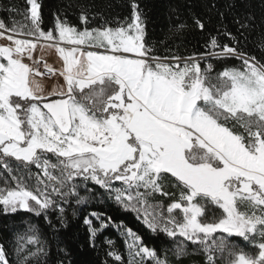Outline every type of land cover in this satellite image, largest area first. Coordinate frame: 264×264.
Masks as SVG:
<instances>
[{
    "label": "snow or ice",
    "instance_id": "6c2138e0",
    "mask_svg": "<svg viewBox=\"0 0 264 264\" xmlns=\"http://www.w3.org/2000/svg\"><path fill=\"white\" fill-rule=\"evenodd\" d=\"M27 4L23 23L0 21V38L9 42L0 44V165L10 177L0 187L4 211L39 216L58 207L57 198L78 197L77 179L90 180L115 193L151 231L182 238L177 257L191 242L206 264H264V63L214 37L212 51L199 57L153 56L136 4L131 20L116 27L80 29L57 16L47 31L40 4ZM80 20L87 24L83 13ZM45 45L58 54L59 69L33 59ZM210 58L241 65L213 77V64L200 63ZM38 76L62 83L46 92ZM166 174L178 194L165 191ZM157 194L172 202L165 208ZM91 215L100 229L108 226ZM85 224L94 239L100 229L87 217ZM29 233L16 241L17 264H40L44 255L39 236ZM123 234L129 264H169L131 229ZM108 255L121 260L115 251ZM0 264H9L2 245Z\"/></svg>",
    "mask_w": 264,
    "mask_h": 264
},
{
    "label": "trees",
    "instance_id": "16d2710c",
    "mask_svg": "<svg viewBox=\"0 0 264 264\" xmlns=\"http://www.w3.org/2000/svg\"><path fill=\"white\" fill-rule=\"evenodd\" d=\"M37 3L41 6L44 31L54 28L57 16L80 29L97 28L106 22L108 26L116 27L117 21L131 20L132 5L136 4L143 21L146 46L152 49L153 56H200L212 51L208 45L214 37L220 46L237 48L264 63V0H37ZM28 9L27 0H0V21L9 27L13 21L23 23V13ZM82 13L87 17L86 25L80 20ZM196 20L203 24L202 29ZM181 24L185 27L177 31ZM207 61L213 64V73L241 65L236 58H210ZM9 161L11 167L17 166L14 159L9 158ZM5 178L10 180L0 165V183ZM75 183L78 197H70L66 202L57 198L58 207L49 208L39 216L22 209L5 212L0 206V245L7 253L9 264H17L16 241L30 234L29 229L39 236L44 248L40 264H129L123 234L127 229L141 237L143 246L154 249L161 257L167 254L169 264H206L204 254L191 242H186V253L177 257L174 249L182 238L172 239L163 232L151 231L142 222V217L138 218L135 212L118 203L113 193L90 180L77 179ZM161 183L165 191L178 194L179 190L172 187L176 181L170 174H166ZM116 185L121 187L119 182L113 186ZM79 197H84L83 202H76ZM155 199L165 206L172 202L159 194ZM92 213L98 214L108 226L100 229V220ZM86 217L93 227L100 229L94 239L89 225L85 224ZM232 243L252 251L241 238L233 237ZM109 251H115L121 260L109 256ZM144 264L151 262L146 260ZM219 264H225V261H219Z\"/></svg>",
    "mask_w": 264,
    "mask_h": 264
},
{
    "label": "rangeland",
    "instance_id": "374dc122",
    "mask_svg": "<svg viewBox=\"0 0 264 264\" xmlns=\"http://www.w3.org/2000/svg\"><path fill=\"white\" fill-rule=\"evenodd\" d=\"M30 5H29V9H30ZM9 43L6 39L0 38V44H7ZM92 50V49H90ZM100 52L104 53V49H99ZM219 51V50H216ZM129 55H133V54H129ZM199 57V56H196ZM33 59H38L41 62V66L43 65L42 63H47L49 66H51L54 69H59L62 65V61L59 59L58 54L56 53L54 48H50L47 47L46 45L43 48L38 47L34 53H33ZM183 59V58H182ZM26 63H31V61L25 59ZM200 62H203L201 64L202 68H205L207 66V64L209 63L207 60H201ZM216 75V73H212V76L214 77ZM36 79L38 81H40L43 86L45 87L46 92H50L53 90L54 87L59 88L60 84L62 83V78H54V77H48V76H38L36 77ZM14 159V158H12ZM52 162H56L55 158H51ZM2 166V165H1ZM38 169L35 168L32 170L33 173L37 172ZM4 183H0V187H4ZM118 188V185L113 186ZM115 196V193H113ZM167 207V205L165 206V208ZM177 214L179 215V213L177 212ZM139 257H136V260L139 261Z\"/></svg>",
    "mask_w": 264,
    "mask_h": 264
},
{
    "label": "crops",
    "instance_id": "0c3cea01",
    "mask_svg": "<svg viewBox=\"0 0 264 264\" xmlns=\"http://www.w3.org/2000/svg\"><path fill=\"white\" fill-rule=\"evenodd\" d=\"M42 64H44V63H42Z\"/></svg>",
    "mask_w": 264,
    "mask_h": 264
}]
</instances>
